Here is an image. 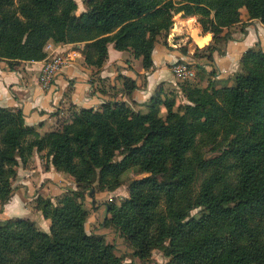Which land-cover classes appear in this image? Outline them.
<instances>
[{
    "label": "trees",
    "instance_id": "obj_1",
    "mask_svg": "<svg viewBox=\"0 0 264 264\" xmlns=\"http://www.w3.org/2000/svg\"><path fill=\"white\" fill-rule=\"evenodd\" d=\"M176 3L197 16L202 32L211 30L212 41L191 55L208 62L227 40L223 30L244 12L264 24V0H84L78 14L75 0H0V58L39 61L47 42L84 43L86 64L99 68L112 43L148 69ZM180 51L187 54V46ZM233 81H182L179 93L161 83L145 112L125 101L70 105L68 117L43 134L24 122L20 108L0 107V209L34 152L75 183L55 202L35 197L48 231L28 217L0 221V264H136L102 234L86 231L83 202L94 184L114 190L131 170L147 175L129 181L128 197L106 205L103 225L114 227L135 257L149 260L159 250L167 264H264V51H244ZM124 85L136 87L128 77ZM208 145L211 155L202 152Z\"/></svg>",
    "mask_w": 264,
    "mask_h": 264
},
{
    "label": "crops",
    "instance_id": "obj_2",
    "mask_svg": "<svg viewBox=\"0 0 264 264\" xmlns=\"http://www.w3.org/2000/svg\"><path fill=\"white\" fill-rule=\"evenodd\" d=\"M82 10L83 7L80 8V12ZM180 17L190 18L186 15ZM194 25L195 34L188 24H182L180 28L176 26L171 40L167 37L158 38L151 54L153 65L148 69L143 67L140 58H135L130 51L116 50L112 43L108 44L107 58L99 68L86 64L82 54L84 43H51V49L46 51V57L61 54L69 55L71 60L56 75L52 84L46 88L38 83L43 59L19 61L12 68L5 59L0 58V107L20 108L27 125L35 126L37 131L38 128H47L46 131H48L53 128L57 114H60L61 110L62 112L68 110L70 105H74L75 108L98 109L104 101L114 100L125 101L131 107H145L159 84L163 83L166 88L169 84H174L176 89L179 88L178 79L171 71V65L176 61H187L191 65L201 67L206 76L204 79L197 77L200 86H206L210 80L220 85L228 79H233L239 70V60L244 51L249 48H259L264 51V24L258 19L249 20L244 12L240 23L223 30V33L227 34V40L220 47V51L215 50L212 53V61L193 57L191 55L195 46L202 48L207 45L200 46L195 38L205 36L207 31L204 33L195 23ZM211 41L212 32L209 43ZM185 45L188 49L187 54L180 51V47ZM211 71L214 72L213 75L210 74ZM124 77L135 81L136 87L133 90L125 89ZM38 154L43 153L34 152L32 157V159L36 158L33 161L34 165L40 164ZM29 162L31 161L24 166L20 165L17 169V173H22L26 179L33 172L32 166H27ZM40 177L41 183L46 180L50 187L56 182H60L57 186L61 187L64 184L63 180L72 179L55 170L50 163L46 169L41 171ZM26 201L28 198L24 193L15 190L6 206L11 207L13 212L20 209L22 203L27 204ZM15 217H28L33 222L36 218L44 231L49 229V220L38 211L34 217L28 215ZM91 218L92 216L86 220L85 228L88 227Z\"/></svg>",
    "mask_w": 264,
    "mask_h": 264
},
{
    "label": "rangeland",
    "instance_id": "obj_3",
    "mask_svg": "<svg viewBox=\"0 0 264 264\" xmlns=\"http://www.w3.org/2000/svg\"><path fill=\"white\" fill-rule=\"evenodd\" d=\"M75 1L77 3L76 13L80 12L81 7H83V10H84V8H85L84 0H75ZM175 1H177V0H175ZM179 5H180L179 3H176V9L172 10V26L169 28V30L166 33H164L163 36H161V39H164L167 37L168 39L171 40L172 36L174 34L173 32L176 30V26L180 28L182 26V24L183 25L188 24V26L190 27V29L192 30V32L194 34L196 31V27H195L194 23L197 25L198 28H201L199 22L197 21L196 15L189 16L190 18H181L178 16V13H181L182 16L184 15V13H183L184 9H182ZM172 29H173V31H170ZM195 38H196V41L198 42V44L200 46H203L205 44V42L209 38H211V36H209V34L206 32L205 36L195 37ZM51 43L52 42L46 43V45L44 47L45 52L48 51L49 49H51ZM57 44H60V43H57ZM221 46H222V44H220V47ZM7 63L9 64L10 67L13 68V66H15L18 62L17 63L14 62L15 64L13 63V65H11L8 61H7ZM192 66L194 67V69L196 71L195 79L194 80H186V79L183 80V79L175 76L178 79L177 84H179L182 81H188V82H191L194 84L195 83L198 84L197 77L199 79L205 78L206 74L204 73V71H202V69L198 65L192 64ZM233 83H234L233 79H228L227 81H225L224 83H222L220 85L232 86ZM169 85L167 87L168 90L169 89H171V90L175 89V91H178V93H179L178 88L176 89L173 86L174 84H171L170 86ZM177 99L180 102H184V98L180 94H178ZM132 108L135 110H139L141 112L146 111V107H144V106H142V107L134 106ZM68 114H69L68 110H66L65 112H62V110H61L60 114H57V116H56V122L53 124V127L57 124V121L65 120L68 117ZM161 115L162 116L165 115V111L163 108H162ZM36 130H37V128H36ZM46 130H47V128H38L39 132L38 131L37 132L39 134H43ZM212 150L216 151L215 149H213V146L208 145V146L203 147L202 152L204 154L211 155L212 153H214V151H212ZM38 158H39L40 164H36V165H34V162H33L36 160V158L35 159L31 158L29 160L31 162H29V164L27 166L28 167L32 166L31 169L33 170V172H32V175L30 177H28V179L23 177L24 175H22V173L18 174L17 173L18 170H16V176L12 180V187H13L12 193L14 194L15 190L16 191H22L24 193V195L28 198V201H26L27 204L25 203L23 205V203H22L21 204L22 207H20V209L12 212L11 207H9L8 205L6 206V204L9 201L8 200L5 203V205L0 209V221L5 220V219L10 218V217L23 216V215H28L29 217H34L36 212H37L34 209V204H35L34 199L37 195L44 194V196L51 198V200L55 202L57 197H59L60 195L65 193L67 190L75 188V183H74V180L72 177H71L72 179H70L71 181L70 180L69 181L63 180L62 183H64V184L61 185V187L57 186L60 182H56L55 184H53L52 185L53 187L52 186L50 187V185L47 184L46 180H43L41 183V180H42L40 177L41 171L43 169L47 168L49 160L47 159V156H45L44 154H38ZM62 173L66 174L64 172H62ZM146 175H147L146 173H138L135 170L128 171L122 176L121 184L119 185V187H117L116 189L111 190V191L100 190V189H98L97 185L94 184L93 189H91L89 192H87V195L85 196L84 201H83L84 206L86 207V209L89 212L88 217L92 216L91 221L88 222V227L85 229L88 233L102 234L104 236L106 243L114 244V249H115L116 254H118L120 257H122L125 262H132L133 261L136 264H167L168 259L165 258L163 256L162 252H160L159 250H154V252L151 254V257L149 260H141L138 257H135L133 255V252H134L133 247L123 237H121L116 232L114 227H112L111 225H109V226L103 225L104 218L107 216L106 205L108 203H119L124 198L128 197V186L127 185L129 183V181L131 179L141 178V177H144ZM28 180H30V181H28ZM57 192H59L60 194L59 193L56 194ZM89 194H91V195H89ZM192 214L197 215L198 210L197 209L193 210ZM34 223H35L37 228L44 231V229L41 227L42 225L40 226L39 221L36 218H34ZM44 227L47 229L46 225H44Z\"/></svg>",
    "mask_w": 264,
    "mask_h": 264
},
{
    "label": "built area",
    "instance_id": "obj_4",
    "mask_svg": "<svg viewBox=\"0 0 264 264\" xmlns=\"http://www.w3.org/2000/svg\"><path fill=\"white\" fill-rule=\"evenodd\" d=\"M70 60L71 58L69 55L61 54H55L51 57H45L43 59V65L38 76V83L41 85V87H49L56 75ZM171 71L174 76L183 80H194L196 76L194 67L187 61L174 62L171 65Z\"/></svg>",
    "mask_w": 264,
    "mask_h": 264
},
{
    "label": "water",
    "instance_id": "obj_5",
    "mask_svg": "<svg viewBox=\"0 0 264 264\" xmlns=\"http://www.w3.org/2000/svg\"><path fill=\"white\" fill-rule=\"evenodd\" d=\"M207 33L209 34V36H211V30H210V29L207 31ZM210 39H211V38H209V39L205 42V44H208ZM205 44H204V45H205Z\"/></svg>",
    "mask_w": 264,
    "mask_h": 264
}]
</instances>
